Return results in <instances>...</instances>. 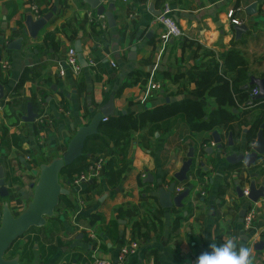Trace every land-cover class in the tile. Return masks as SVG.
Here are the masks:
<instances>
[{
    "label": "crops",
    "instance_id": "0c3cea01",
    "mask_svg": "<svg viewBox=\"0 0 264 264\" xmlns=\"http://www.w3.org/2000/svg\"><path fill=\"white\" fill-rule=\"evenodd\" d=\"M166 1L171 3L184 35L172 38L163 47V28L156 22L155 13ZM256 1L259 22L244 10ZM36 2L42 16L53 8L56 11L33 39L23 33L26 17L32 15L30 0H0V81L5 87V97L0 101V134L6 130L0 137V166L11 187L10 202L16 214L31 199L39 163L63 155L68 140L81 125L89 124L110 96L114 97L115 112L109 117L138 116L148 109L186 99L201 101L208 111L215 108L213 102L193 94L196 65H207L213 54L220 59L234 46L252 66H264V0H102L113 9L114 27H109L106 18H99L84 0ZM231 10L235 18L250 24L238 40L229 17ZM89 13L98 17L94 22L97 27L89 22ZM22 35V48L8 49L11 41ZM77 40L88 65L81 66L78 75L68 70L61 77L59 65L65 66L67 51L75 47ZM258 59L262 65L256 64ZM3 64L8 67L3 68ZM156 64L163 86L143 101ZM27 69L28 78L16 89ZM254 73L257 76L260 72ZM28 101L32 105L35 101L38 109L34 111L39 113L31 123L22 120ZM162 121L166 122H149L132 131L119 146L111 144L102 152L105 164L94 180L76 187L61 175L71 194L61 199L57 217L19 238L7 257L20 254L21 261L32 264H93L96 254L115 264H195L200 254L210 251L212 239L219 245L225 236L235 235L254 248L257 264H264V250L255 249L264 231V199L251 204L239 199L234 189L238 183L248 187L246 172L232 175L243 165L228 170L217 154L215 163L207 155L202 160L212 180L200 181L193 198L185 200L183 207L160 206L153 195V183L145 181L148 173L156 183L168 185L186 159L189 146L204 140L213 143L210 131L192 130L179 117L167 120L171 127L162 125ZM235 139L238 148L243 135L237 131ZM98 156L88 153L89 167ZM111 160L114 172L121 171L120 180L116 177L113 182L106 175ZM226 172L231 173L228 178ZM262 179L264 171L259 181ZM185 185L186 182L178 183L177 188ZM2 202L0 197V212ZM251 205L257 209L258 217L247 229L239 214ZM136 223H141V236L135 234ZM135 241L137 250L121 260L122 248Z\"/></svg>",
    "mask_w": 264,
    "mask_h": 264
},
{
    "label": "water",
    "instance_id": "95a60500",
    "mask_svg": "<svg viewBox=\"0 0 264 264\" xmlns=\"http://www.w3.org/2000/svg\"><path fill=\"white\" fill-rule=\"evenodd\" d=\"M84 3L95 10L99 16L106 18L109 27L116 26L113 9L106 7L102 0H84ZM247 16L252 17V20L259 22L258 16V2H253L245 7ZM55 8L51 12L43 15L39 19H35L33 15H28L25 20V27L23 33L25 36L29 35L31 38L36 39L38 33L47 25L51 20ZM153 11V10H152ZM161 11L155 13L159 15ZM250 24L243 22L241 24H233L236 40L240 39L242 34L249 30ZM24 36H20L11 41L8 45L10 50H20L23 46ZM80 65H88L87 59L83 54V49L80 40L75 44ZM131 52L133 55L136 53V47H133ZM134 59L136 56H133ZM251 86H256L259 90L258 94L253 96L247 104L253 101H264V78H259L254 75L250 76V80L243 86L248 89ZM5 97V87L0 81V101ZM114 97L110 96L109 101L99 109L89 122V124L81 125L75 134L68 140L67 149L63 155L53 156L48 162L43 161L39 163V169L35 171L36 181L31 185L32 196L26 207L21 213L16 214L11 207V187L8 184L7 176L3 166H0V197L3 199L1 204V220H0V264H32L21 261L20 254H15L12 257H7V253L11 250L15 241L21 238L24 234L29 232L34 227H44L48 225V220L57 217V207L60 204L62 196H69L71 190L65 186L61 180V171L65 166L72 164L75 160L84 154V146L86 140L98 134L99 126L104 117L114 115ZM39 117V113L34 111L31 101H28L26 114L22 120L28 123L34 122ZM214 142L217 144L216 151L213 147L205 149V154L211 156V162H217L215 154H217L227 166L236 167L243 165L241 169L233 171L232 175H240L245 172V169H250L260 161V156L264 155V135L262 130L257 134L255 143L247 146L243 141L237 148L233 142L232 134L227 144L224 145L222 139L217 131L213 132ZM247 147L251 150H247ZM236 149V150H235ZM239 149V150H238ZM200 158L196 157L194 148H190L185 160L179 170L173 173V179L166 185L163 181L155 182V177L148 173L145 181L153 183L155 194L158 203L164 209H170L173 206L183 207L184 201L192 199L195 190L198 188L200 171L198 165L204 167V171H208L205 162H199ZM201 161V160H200ZM224 175V174H222ZM260 175L256 172L248 179V194L244 193V187L241 183L235 185V192L239 199H247L249 202L257 203L259 200L264 199V179L260 180ZM187 183L180 191H177L178 183ZM246 209L240 212L241 221H243ZM264 247V240L256 243L255 249L262 250Z\"/></svg>",
    "mask_w": 264,
    "mask_h": 264
},
{
    "label": "trees",
    "instance_id": "16d2710c",
    "mask_svg": "<svg viewBox=\"0 0 264 264\" xmlns=\"http://www.w3.org/2000/svg\"><path fill=\"white\" fill-rule=\"evenodd\" d=\"M93 25L97 27L98 23ZM74 34H77L76 31H74ZM233 43L236 45L235 41ZM255 62L257 65H262L263 63L259 59ZM193 71L196 77V87L193 90V94L199 98L206 97L208 101H212L214 109L207 111L201 101L186 99L170 106L148 109L138 116L120 115L118 117H109L108 121L100 125L99 133L86 140L84 154L72 164L65 166L61 171V175L67 176L72 180L88 169L90 164L88 153L102 154V152H106L105 150L111 147V144H114L115 147L119 146L123 140L129 139L132 131L145 127L149 122L156 123L166 120V122L162 121V125L171 127V121L167 122V120L179 117L192 130L196 131H208L217 127H226L230 122L238 118L233 113V108L246 104L250 100L254 88H256V86H251L248 89L243 88L249 82L250 76L255 75V73L252 70L251 61L242 54L240 49L234 46L224 52L220 59L213 54L207 65H196ZM28 74L29 69L21 77L16 89L22 87L26 78H28ZM256 77L264 78V70ZM33 106L35 110L38 109L35 101H33ZM248 123L245 119L238 124L239 126H245ZM256 130L257 126H254L253 131L249 134L250 140L255 137ZM5 133L6 130L3 129L0 137L4 136ZM113 164V160L107 164L109 172L106 175L111 182L116 177H119L120 180L121 175V171L114 172ZM86 189L84 192L88 191ZM65 197L62 196L61 199ZM140 230L141 223H136L134 230L136 236L142 235Z\"/></svg>",
    "mask_w": 264,
    "mask_h": 264
},
{
    "label": "built area",
    "instance_id": "2783aa9c",
    "mask_svg": "<svg viewBox=\"0 0 264 264\" xmlns=\"http://www.w3.org/2000/svg\"><path fill=\"white\" fill-rule=\"evenodd\" d=\"M30 9L32 12V15L35 19H39L42 17V11L40 9V6L36 2V0H30ZM174 9L170 2L166 1L162 8L161 13L156 17V22L160 24L163 28V32L160 36L161 43L163 47L167 46L169 41L172 38L180 39L183 37L184 33L181 29V27L178 25L177 21L175 20L174 16ZM234 11L231 10L229 12V17H231V21L233 24H241L242 22L235 18L233 16ZM99 16V15H98ZM103 16H99L101 18ZM89 22L94 23L97 21L98 17H94L92 13L88 14ZM104 18V17H103ZM102 27H106V23L102 22ZM90 63H93L91 60ZM3 68H7L8 64H3ZM81 65L78 60L77 52L74 47H70L67 51V58L65 60V66L61 63L59 65V74L61 77L65 76L67 74V71L70 70L73 74L78 75L81 71ZM157 64L155 65V69L151 72L147 85L146 90L143 96V101H146L150 95L153 93V91H158L162 88L163 82L160 80L157 76ZM258 88H254L252 95L258 94ZM109 118L104 117L102 120L106 122ZM30 159V157H28ZM105 164V157L102 154H99L96 162L92 163L90 167L86 170L81 172L78 176L74 177L71 182L77 187L81 186L82 184H86L90 182L91 180H94L96 177H99L101 175V171L103 169V165ZM183 189L182 187H178L177 191H180ZM244 193L248 194V188H244ZM258 217V211L255 208L254 205H251L248 210L246 211V214L243 218V224L245 228L249 229L254 226V222L256 221ZM0 220H1V212H0ZM262 240H264V231L262 234ZM138 248V242H131L130 245L124 246L121 250L120 259H124L128 254L134 253ZM264 250V247H263ZM93 264H115L113 261L107 260L105 258L98 257L96 254H94V262Z\"/></svg>",
    "mask_w": 264,
    "mask_h": 264
},
{
    "label": "flooded vegetation",
    "instance_id": "af4514ba",
    "mask_svg": "<svg viewBox=\"0 0 264 264\" xmlns=\"http://www.w3.org/2000/svg\"><path fill=\"white\" fill-rule=\"evenodd\" d=\"M253 96H255V95H251V98ZM251 98H250V100H251ZM248 102H246V104L239 105L238 108H233V113L236 114L238 116V118L235 119L234 121L230 122L226 127H217V128L212 129V130H208V131H210L209 135H210V138L212 139V142H213L212 144L209 143L211 141H205L204 140L205 142L203 141V142H201V144H199L197 146L191 145V146H189V148L187 150V154L189 153L190 148H194L195 155L196 154L199 155L200 159L198 160V164H200L199 162L204 161V160H202V158L207 156L205 154V149H207L208 147H213V151L215 152L217 144L214 142V137L212 135L214 131H217L219 133L224 145L228 143L229 138H230V134H232L233 142L236 144L235 134L237 131H238V134L240 133L243 135V140L247 146H250V143L251 144L255 143V141L257 140V134L260 130H262L263 135H264V101H258V102L253 101L251 104H247ZM245 119L249 123L245 126H242V125L239 126L238 123L241 120H245ZM254 126H257V130L255 132L256 135L252 140H250L249 134H250V132L253 131ZM249 150H251V148ZM262 157H264V155L260 156V160L262 159ZM210 159H211V157H210ZM185 160H187V156H186ZM258 164L259 165L255 164L250 169L245 170L246 178L251 179V175L255 174L256 172L261 176L262 172L264 171V161H262V162L259 161ZM198 167L200 168L199 181L203 180L202 182H204V181L207 182V181H209L208 180L209 178L211 181L212 178H211V176H209V174L207 175L208 172L204 171V167H201L200 165H198ZM226 168H228V170H229V168H231V166H227ZM225 175H226L225 177L228 178L231 175V173L226 172ZM204 177H205V179H204ZM245 209L248 210V207H246ZM15 243H16V241H15ZM15 243H14V245H15Z\"/></svg>",
    "mask_w": 264,
    "mask_h": 264
},
{
    "label": "clouds",
    "instance_id": "9594fccd",
    "mask_svg": "<svg viewBox=\"0 0 264 264\" xmlns=\"http://www.w3.org/2000/svg\"><path fill=\"white\" fill-rule=\"evenodd\" d=\"M209 248L197 257L195 264H257L254 248L238 236H225L219 245L212 239Z\"/></svg>",
    "mask_w": 264,
    "mask_h": 264
},
{
    "label": "rangeland",
    "instance_id": "374dc122",
    "mask_svg": "<svg viewBox=\"0 0 264 264\" xmlns=\"http://www.w3.org/2000/svg\"><path fill=\"white\" fill-rule=\"evenodd\" d=\"M256 55V54H255ZM254 55V59H256L257 58V56H255ZM252 69H253V71H257V72H261V71H263L264 70V66L263 67H261V68H258L257 66H252Z\"/></svg>",
    "mask_w": 264,
    "mask_h": 264
}]
</instances>
